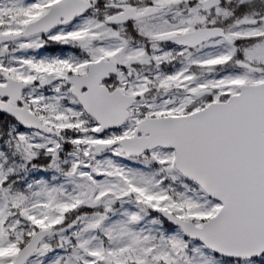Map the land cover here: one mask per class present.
Here are the masks:
<instances>
[{
    "label": "snow or ice",
    "instance_id": "obj_1",
    "mask_svg": "<svg viewBox=\"0 0 264 264\" xmlns=\"http://www.w3.org/2000/svg\"><path fill=\"white\" fill-rule=\"evenodd\" d=\"M0 264H264V0H0Z\"/></svg>",
    "mask_w": 264,
    "mask_h": 264
}]
</instances>
